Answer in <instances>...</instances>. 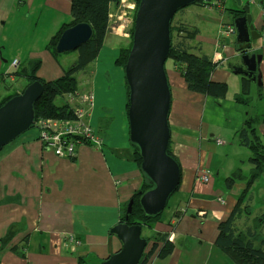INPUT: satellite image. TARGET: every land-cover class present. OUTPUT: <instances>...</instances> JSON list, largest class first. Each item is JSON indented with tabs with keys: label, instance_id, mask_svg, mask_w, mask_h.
I'll return each instance as SVG.
<instances>
[{
	"label": "crops",
	"instance_id": "obj_1",
	"mask_svg": "<svg viewBox=\"0 0 264 264\" xmlns=\"http://www.w3.org/2000/svg\"><path fill=\"white\" fill-rule=\"evenodd\" d=\"M245 2L260 34L252 42L256 54L262 55L260 85L236 78L230 70L240 64L236 31L227 38L220 31L233 26L235 1L188 7H196V17L212 22L215 29L186 22L198 31L187 47L211 59L215 69L210 79L226 83L228 91L224 99L193 93L173 63L166 67L171 93L169 148L180 167V183L160 221L141 235H164L174 249L160 259L163 242L149 241L144 255L152 252L144 264H232L214 243L219 223L229 217L251 176L250 153L236 135L246 117H258L256 131L264 139V0ZM70 10L71 0H0V100L25 87L26 78L16 74L27 62L40 61L36 75L47 82L60 78L75 62L76 54L69 56L73 52L54 57L48 48L61 26L70 22ZM110 14L103 46L88 65L92 68L82 71L90 79L86 90L75 91L93 94L86 122L100 144H76L73 157L58 158L43 146L33 128L0 152V240L8 239L4 246L0 243V264H78L79 260L101 264L121 248L109 231L120 222L124 206L145 179L129 141L124 68L116 65L119 51L130 42L131 30H121L118 6L112 5ZM203 173L209 176L207 183L200 180ZM261 177L246 198L251 199L250 222L264 213Z\"/></svg>",
	"mask_w": 264,
	"mask_h": 264
},
{
	"label": "water",
	"instance_id": "obj_2",
	"mask_svg": "<svg viewBox=\"0 0 264 264\" xmlns=\"http://www.w3.org/2000/svg\"><path fill=\"white\" fill-rule=\"evenodd\" d=\"M198 0H139L137 3L131 46L124 66L128 89L127 120L129 141L138 149L139 170L151 188L140 193L138 204L145 217L159 216L180 183V167L168 154L170 130L168 116L171 93L165 69L171 47V22L174 15ZM241 16L233 19L235 43L240 64L230 66L232 75L251 83L261 84L258 66L262 55L256 54L252 42L260 34L252 24L249 2L234 0ZM92 29L80 23L66 29L59 37L55 51L73 52L86 44ZM43 94V86L33 82L22 93L10 98L0 107V152L19 136L34 128V105ZM133 200H129V214ZM127 218V217H126ZM109 234L121 243V248L101 264H139L147 247L141 237L140 225L118 223Z\"/></svg>",
	"mask_w": 264,
	"mask_h": 264
},
{
	"label": "trees",
	"instance_id": "obj_3",
	"mask_svg": "<svg viewBox=\"0 0 264 264\" xmlns=\"http://www.w3.org/2000/svg\"><path fill=\"white\" fill-rule=\"evenodd\" d=\"M132 1L136 5L139 2V0ZM222 2L223 0H198L194 5L207 7ZM119 3L120 0H71L70 22L61 26L58 33L49 42L48 48L54 57L59 56L55 51V47L60 35L66 29L77 24H88L92 29V36L86 44L73 51L76 54L75 62L64 71V74L60 78L49 82L38 78L36 75L40 68V61H29L26 63L25 68L17 74L15 73L19 78H26L25 87L33 82H39L43 86V94L34 105L35 121L40 118L59 120L72 118L70 106L66 103L61 106L56 105L55 99L58 96L74 93L77 90L78 82L76 75L84 71L90 63L96 60L108 30L111 6H118ZM235 13L236 17L242 14L239 10L235 11ZM170 30L171 47L168 59L175 65L176 70L184 79L189 91L214 99H224L228 91V86L226 83H216L210 79L215 69V65L211 59L205 55L193 54L187 47V42L193 40L198 34L197 29L184 23L179 26H174L172 21ZM132 31H130L129 44L119 51V56L116 60V65L122 68L126 64L127 55L131 46ZM177 36L179 41L176 42ZM68 53L70 52L64 54ZM242 79L248 81L244 77ZM24 88L13 92L5 99H1L0 107L10 98L22 93ZM258 123V117H246L242 129L236 134L239 145L246 148L250 153L249 161L252 166L251 176L246 178L245 189L237 197V204L231 211L229 217L219 223L218 235L214 243L218 251L232 264H264V235L262 234V230H264V213L250 222L252 213L250 211L249 201L251 199H246L250 187L260 176L264 175V139L257 134L256 127ZM168 154L176 161L169 146ZM134 161L140 167L141 159L136 146H134ZM150 188L149 181L145 179L140 191L132 196L131 200H133V204L130 213H126V206H124L119 223H125L129 226L140 225L142 232L146 228L152 229L153 225L160 221L162 213L155 217H145L138 204L140 193ZM142 238L146 239L147 242H163V247L158 253L160 259H165L170 256L174 249V245L167 241L164 235L161 237L155 235ZM6 241H8L7 238L0 240L1 245L4 246ZM155 248L156 245L153 244L152 249ZM150 253L143 254L139 264H144L148 260L149 255H151ZM78 264L87 263L84 260H79Z\"/></svg>",
	"mask_w": 264,
	"mask_h": 264
},
{
	"label": "built area",
	"instance_id": "obj_4",
	"mask_svg": "<svg viewBox=\"0 0 264 264\" xmlns=\"http://www.w3.org/2000/svg\"><path fill=\"white\" fill-rule=\"evenodd\" d=\"M121 2H123V0H121ZM129 7L128 9L133 10L131 6ZM261 14L263 18L261 38L264 43V6ZM234 34L235 30L232 26L223 28L220 31V35L223 38H227ZM17 65V60H14L12 66L16 67ZM66 96L68 98L67 104L72 111L71 119L59 120L40 118L35 121L34 125L38 140L58 158L73 157L76 144L85 143L93 146L100 144V140L95 131L86 122V116L94 104L93 94L89 92H74L66 94ZM218 144H220L219 141ZM200 180L203 183H207L209 181L208 174L203 173L200 176Z\"/></svg>",
	"mask_w": 264,
	"mask_h": 264
},
{
	"label": "rangeland",
	"instance_id": "obj_5",
	"mask_svg": "<svg viewBox=\"0 0 264 264\" xmlns=\"http://www.w3.org/2000/svg\"><path fill=\"white\" fill-rule=\"evenodd\" d=\"M129 6H131V8L133 10H130L128 8H130ZM193 6V5H191ZM136 7L137 5L135 4L134 1L132 0H123V2H121L120 0V3L118 5V12L120 13L119 14V18H121V21H120V26L122 27L121 30H133L134 28V17H135V11H136ZM188 8V7H187ZM184 10V9H182ZM178 11L175 15H174V18H173V25H177L179 26L180 24H186V22L190 23V22H193L194 24H196L197 26H199L200 28H205L206 26H208V28H205L204 30H213L215 28H212L211 25H213L215 27V25L210 22V21H206V22H202L200 19H198L196 17V11H198V9L196 7L194 8H188V10H184V11ZM182 11V12H181ZM179 20L180 23H179ZM196 22V23H195ZM120 26H118L115 30H119ZM203 33V32H202ZM204 34V33H203ZM179 41L178 40V36L176 37V42ZM57 53V52H56ZM59 55V57L63 56L64 53H57ZM72 55H69V56H75V53H70ZM74 54V55H73ZM64 58V57H63ZM172 64V61L171 60H167L166 63H165V69L166 67L169 68V66ZM215 65V64H214ZM92 67L88 66V70H90ZM86 71V69H85ZM77 78V81H78V89L79 90H82V91H85L86 88L84 87L86 84L89 83V80L88 79L89 77L84 73H80L79 75L76 76ZM236 78H240L239 76H236ZM126 84V83H125ZM115 86V85H114ZM111 90H113V93L116 92V88H113V83H112V88ZM126 90L127 89V85H126ZM68 101V98L66 96H58L56 99H55V104L56 105H63L65 103H67ZM259 107V106H258ZM246 149V148H245ZM247 150V149H246ZM263 176L261 177V180H263ZM175 193V192H174ZM259 193L258 192V198H259ZM172 197V196H171ZM263 201V200H262ZM257 202V201H256ZM261 202V201H260ZM259 202V203H260ZM258 203V202H257Z\"/></svg>",
	"mask_w": 264,
	"mask_h": 264
},
{
	"label": "clouds",
	"instance_id": "obj_6",
	"mask_svg": "<svg viewBox=\"0 0 264 264\" xmlns=\"http://www.w3.org/2000/svg\"><path fill=\"white\" fill-rule=\"evenodd\" d=\"M233 27V26H232ZM234 28V27H233ZM235 30V29H234Z\"/></svg>",
	"mask_w": 264,
	"mask_h": 264
}]
</instances>
